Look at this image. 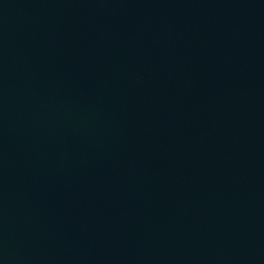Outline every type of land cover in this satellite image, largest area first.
Here are the masks:
<instances>
[{
    "label": "water",
    "instance_id": "water-1",
    "mask_svg": "<svg viewBox=\"0 0 264 264\" xmlns=\"http://www.w3.org/2000/svg\"><path fill=\"white\" fill-rule=\"evenodd\" d=\"M0 264H264V0H0Z\"/></svg>",
    "mask_w": 264,
    "mask_h": 264
}]
</instances>
